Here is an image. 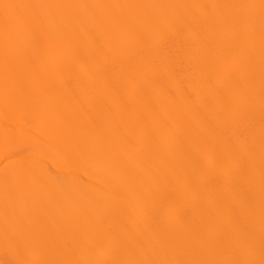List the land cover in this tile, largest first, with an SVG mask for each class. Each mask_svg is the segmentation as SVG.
<instances>
[{
	"label": "bare ground",
	"instance_id": "6f19581e",
	"mask_svg": "<svg viewBox=\"0 0 264 264\" xmlns=\"http://www.w3.org/2000/svg\"><path fill=\"white\" fill-rule=\"evenodd\" d=\"M3 160L0 264H264V0H0Z\"/></svg>",
	"mask_w": 264,
	"mask_h": 264
},
{
	"label": "rangeland",
	"instance_id": "374dc122",
	"mask_svg": "<svg viewBox=\"0 0 264 264\" xmlns=\"http://www.w3.org/2000/svg\"><path fill=\"white\" fill-rule=\"evenodd\" d=\"M2 165H7V169L18 167L16 163H8L7 160H3L0 164V167H2ZM2 172H4V169L2 170ZM0 180H2V177H0Z\"/></svg>",
	"mask_w": 264,
	"mask_h": 264
}]
</instances>
